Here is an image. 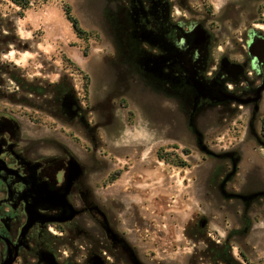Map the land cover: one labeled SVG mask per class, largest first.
<instances>
[{
	"label": "rangeland",
	"instance_id": "1",
	"mask_svg": "<svg viewBox=\"0 0 264 264\" xmlns=\"http://www.w3.org/2000/svg\"><path fill=\"white\" fill-rule=\"evenodd\" d=\"M169 1L173 17L212 36V57L247 52L248 33L264 40V0ZM64 5L88 40L74 35ZM139 7L138 0H33L21 11L0 0V124L14 119L26 137L70 152L64 187L27 191L20 236L81 217L67 194L71 180H83L99 228L130 264H213L223 244L239 264H264V144L254 137L264 134V89L252 107L194 103V91L181 99L152 74L153 32L143 30L148 45L133 41ZM177 158L187 166L175 167ZM58 248L76 253L71 242ZM38 262L61 264L48 248Z\"/></svg>",
	"mask_w": 264,
	"mask_h": 264
},
{
	"label": "flooded vegetation",
	"instance_id": "2",
	"mask_svg": "<svg viewBox=\"0 0 264 264\" xmlns=\"http://www.w3.org/2000/svg\"><path fill=\"white\" fill-rule=\"evenodd\" d=\"M138 5L132 24L136 32L133 41L148 45L143 30L153 32L149 44L152 47L150 61L157 80L176 88L181 99L194 91V103L205 99L221 103L217 107H224L223 103L230 101L233 102L230 105L253 106L257 98L256 83L264 78V43L259 35H247L249 42L258 45L253 54L247 48V52L235 53V58L230 61L224 55L215 58L212 57V36L184 16L173 17L171 9L174 6L169 0H138ZM212 84L220 90L208 92L206 89L204 96L197 94L195 87ZM57 119L62 125L63 119L59 115ZM20 129L14 119L0 124V264L11 258V264H43L38 262V254L43 248L57 255L61 264H130L120 245L108 240L99 228L94 205H90L91 194L83 180H71L67 194L69 203L82 210L81 217L43 228L36 225L26 236H20V228L25 222L24 202L29 198L27 191L32 185L42 183L53 188L64 187L63 174L68 171L70 157V152L63 146L46 141L41 144L23 135ZM259 135H254L257 143L264 144V134ZM259 193L264 194V191ZM105 214L109 224L116 227L110 213ZM52 227L58 231L54 234L56 237L48 235L53 232ZM205 227L206 224L201 222V230ZM62 242L72 243L76 251L73 258L58 248Z\"/></svg>",
	"mask_w": 264,
	"mask_h": 264
},
{
	"label": "trees",
	"instance_id": "3",
	"mask_svg": "<svg viewBox=\"0 0 264 264\" xmlns=\"http://www.w3.org/2000/svg\"><path fill=\"white\" fill-rule=\"evenodd\" d=\"M15 7L19 8L21 11H26L30 8V4L33 0H9ZM62 11L64 14L65 19L67 20V22L70 24L71 29L74 33V35L80 39V40H88L89 37H91V35L89 33H86L84 30H82L79 26V23L77 21V19L71 14V9L68 5H64L62 7ZM76 70L80 73V75L82 74V72L75 67ZM83 78L85 79V92H86V87H87V77L85 75H83ZM264 125V124H263ZM264 127V126H263ZM161 160H164L163 157H160ZM176 160V159H175ZM164 161H168V160H164ZM169 162H171L169 160ZM173 165L175 167L178 168H183L186 167V163L184 161H182L181 159L177 158V161H172ZM118 174V172H117ZM116 178V175H113L110 178V181H114ZM215 252L214 254H211V256L213 257H218L217 260H213L214 263L213 264H239L235 261L232 260L231 256H230V251H229V247L227 245H221V246H215L214 247ZM221 262V263H220Z\"/></svg>",
	"mask_w": 264,
	"mask_h": 264
},
{
	"label": "water",
	"instance_id": "4",
	"mask_svg": "<svg viewBox=\"0 0 264 264\" xmlns=\"http://www.w3.org/2000/svg\"><path fill=\"white\" fill-rule=\"evenodd\" d=\"M261 42L262 43H264V40H261ZM258 45L257 44H255L254 43V41H251V43H250V45H249V47H248V51H249V53L250 54H253V50H255V48L257 47ZM197 90H198V92H201L202 90H209V88H203V87H200V86H198V87H195ZM264 89V85H262L258 90H257V96H258V94H259V92L260 91H262ZM218 91V90H217ZM224 98H228V96L227 95H224ZM258 99V97L255 99V100H257ZM202 151H205V148H202L201 149ZM206 153H208V154H210L211 155V153H209V152H206ZM12 258L9 260V261H7V262H5V264H11V262H12Z\"/></svg>",
	"mask_w": 264,
	"mask_h": 264
}]
</instances>
